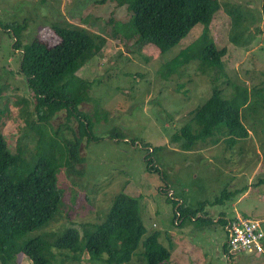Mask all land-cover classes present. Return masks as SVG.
<instances>
[{"label": "rangeland", "instance_id": "rangeland-1", "mask_svg": "<svg viewBox=\"0 0 264 264\" xmlns=\"http://www.w3.org/2000/svg\"><path fill=\"white\" fill-rule=\"evenodd\" d=\"M102 1L0 0V131L10 151L20 148L26 159L35 152L36 136L28 127L35 112L33 94L19 72L21 47L37 40L56 46L61 42L56 24L86 28L108 40L77 72L93 81L89 100L79 110L87 115L95 140L83 137L84 162L76 164L75 172L61 173L65 198L57 219L25 238L58 235L67 228L82 231L85 225L101 223L114 197L125 193L138 201L145 237L159 232L161 243L171 249L170 259L160 264H264V251H231L225 228L229 220L244 217L260 221L264 234V0H217L220 9L209 36L217 49L225 48L222 68H201L192 61L170 74L163 73L164 64L190 46L203 26L196 25L179 45L162 53L135 38L115 39L110 21L127 23L129 12L112 0ZM237 14L244 47L231 41L236 36L231 19ZM16 26L21 27L19 49L13 48ZM213 86L224 99L247 91L253 111H243V125L251 136L230 146L225 137L212 144L219 138L215 133L194 149H182L172 137L209 98ZM50 131L59 132L63 140H75L79 122L64 111ZM146 155L155 169L147 167ZM222 191L230 194L229 199L212 204ZM202 202L208 203L195 218L187 212L176 223L179 206L194 210ZM54 251L60 260L54 264H62L63 259L64 264H104L88 253L76 262L67 259L72 252ZM145 260L141 247L127 264H145ZM14 262L32 264L22 254Z\"/></svg>", "mask_w": 264, "mask_h": 264}, {"label": "trees", "instance_id": "trees-1", "mask_svg": "<svg viewBox=\"0 0 264 264\" xmlns=\"http://www.w3.org/2000/svg\"><path fill=\"white\" fill-rule=\"evenodd\" d=\"M112 1L129 12L127 23L110 21L112 36L127 41L135 38L136 42L156 46L162 53L179 45L196 25L203 26L202 34L190 46L164 64V74H170L192 61H197L201 68L213 67L217 71L222 68L225 48L217 49L209 36V27L220 9L217 0ZM232 14V10L229 11V15ZM231 21V31L236 34L231 36V41L244 47L245 42H240L239 38L244 33L237 30L241 25V15L237 14ZM15 29L13 48L19 49L21 27L16 26ZM54 30L61 40L56 46L37 40L21 47L19 72L34 98L35 120L28 124L36 136L32 157L26 159L20 148L15 153L11 152L0 131V262L13 264L16 256L22 254L32 264H54L60 262L54 251L57 248L72 252L67 258L71 261L78 262L82 254L88 253L95 262L127 264L136 250L142 247L145 264L146 261L147 264H160L170 259L171 249L161 243L159 232L145 237L147 229L138 201L125 193L114 197L101 223L85 225L82 231L67 228L58 235L40 234L25 238L57 219L65 198V191L60 186L61 173L64 169L75 172L76 164L84 162L80 153L83 137L95 140L87 115L79 110L81 104L89 100L93 81L77 72L105 48L108 40L81 27L56 24ZM252 108L248 105L246 90L224 99L221 90L213 86L209 98L191 113L190 120L173 135L172 142L180 144L182 149L191 150L198 142L219 133V138L212 144H218L224 137L230 146L238 144L251 136L243 125V111ZM258 110L259 107L255 112ZM64 111L68 118L75 117L79 122V136L75 140H63L59 132L50 134L53 120ZM149 156H145V161L153 170L155 166ZM261 184H264V178ZM229 196L222 191L211 203H221ZM207 203H200L194 210L179 206L176 223L187 212H191V219L195 218ZM222 220L218 222L226 224ZM65 261L61 260L62 264Z\"/></svg>", "mask_w": 264, "mask_h": 264}, {"label": "built area", "instance_id": "built-area-1", "mask_svg": "<svg viewBox=\"0 0 264 264\" xmlns=\"http://www.w3.org/2000/svg\"><path fill=\"white\" fill-rule=\"evenodd\" d=\"M225 228L228 232L227 244L231 251H264V234L260 221L237 217L229 220Z\"/></svg>", "mask_w": 264, "mask_h": 264}]
</instances>
